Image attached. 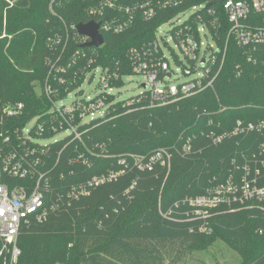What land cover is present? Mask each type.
I'll return each instance as SVG.
<instances>
[{
    "label": "trees",
    "instance_id": "1",
    "mask_svg": "<svg viewBox=\"0 0 264 264\" xmlns=\"http://www.w3.org/2000/svg\"><path fill=\"white\" fill-rule=\"evenodd\" d=\"M51 1L0 0V32L7 12L6 32L13 36L0 41V100L4 104L23 102L26 118L50 109L38 88L48 78L47 42L61 31L60 16L77 26L91 21L85 12L87 0H62L55 6L59 17L52 14ZM120 1L132 5L143 0ZM206 1L211 0H190L188 5ZM213 8L219 19V44L226 49L214 89L163 108H148L145 102L122 107L131 98L115 103V97L109 96L110 115L107 120L94 121L89 134L93 144L104 145V154L94 148L90 165L69 164L68 159L82 149L66 148L60 163L53 164V174L55 183L64 189L119 171L123 167L119 161L127 159L125 174L44 223L32 220L22 228L18 264H165L187 251L206 249L217 239L239 253L241 264H264V202L236 211L227 206L211 210L210 234L199 230L206 221L195 219L191 209L181 204L186 198L206 194L212 184L224 182L233 173L240 176L246 164L260 168L264 182V132L226 137L218 145L210 137L212 132H232L239 121H264V45L240 47L228 38L231 24L223 6ZM174 15L176 11L165 12L150 21L136 15L123 33H104L95 66L119 67L122 76H131L129 49L155 39L157 28ZM250 18L247 23L263 25V15L251 13ZM28 27L25 35L18 34ZM113 85L120 89L124 83ZM188 139L192 151L180 156L177 150ZM62 147V143L53 146L54 160ZM160 149L172 155L171 166L157 163L151 171L142 170L131 158H147ZM8 262L5 252L0 264Z\"/></svg>",
    "mask_w": 264,
    "mask_h": 264
},
{
    "label": "built area",
    "instance_id": "2",
    "mask_svg": "<svg viewBox=\"0 0 264 264\" xmlns=\"http://www.w3.org/2000/svg\"><path fill=\"white\" fill-rule=\"evenodd\" d=\"M87 1L89 6L85 12L91 21L99 24L102 37L104 33H123L133 24L136 15L150 21L165 12L176 11V15L157 28L155 39L127 52L132 66L131 76L141 75L146 82L142 84V93L124 102L122 107L142 102L148 108L173 107L214 89L226 53L219 44V19L213 8L218 4L223 6L231 24L228 38H234L242 48L264 45V0H222L212 6L209 4L215 0L191 6L188 5L190 0H143L132 5H125L120 0ZM61 2L51 1L50 10L55 16V6L59 7ZM9 4L13 5L12 2ZM251 13L263 15L262 26L247 23ZM60 21L61 31L47 42L48 78L41 88L42 95L51 104L50 109L26 118L23 102L4 104L0 100V257L8 252L7 264H18L21 256L19 234L32 220L44 223L52 214L68 210L74 202L90 197L94 189L117 180L127 170V159H121L119 164L123 167L119 171H110L64 189L55 183L52 166L60 163V156L66 148L82 149L80 154L68 159L69 164L90 165L96 155L94 148L104 154V145L93 144L89 134L94 121L107 120L110 115L109 96L115 97V103L125 101L112 92L119 90L113 85L115 82H123L128 77L122 76L119 67L95 66L97 50L105 42L99 48L89 47L87 44L91 38L80 34L77 25L68 24L61 16ZM164 24L170 25L165 32L160 31ZM96 78L100 90L93 96L86 88ZM251 132L263 133L264 121H239L232 132L223 135L212 132L210 137L218 145L226 137L246 136ZM59 134H65V137L45 143ZM58 143L63 147L54 160L52 149ZM191 151V139L177 150L180 156H187ZM131 158L142 170L151 171L157 163L172 165V155L164 149L147 158ZM261 164L264 167L263 161ZM242 170L238 177L233 173L224 182L212 184L206 194L181 202L191 209L195 219L206 221L200 232H211L207 221L211 210L227 206L236 211L264 202L261 169L246 164Z\"/></svg>",
    "mask_w": 264,
    "mask_h": 264
},
{
    "label": "rangeland",
    "instance_id": "3",
    "mask_svg": "<svg viewBox=\"0 0 264 264\" xmlns=\"http://www.w3.org/2000/svg\"><path fill=\"white\" fill-rule=\"evenodd\" d=\"M8 23L7 12L3 15V31L0 32V41L4 39L12 40L13 36L8 35L6 32V26ZM170 28L169 24H164L160 31H167ZM29 30V27L18 34L25 35ZM1 31V30H0ZM33 51V48H31ZM146 82V79L141 75H133L125 77L123 79L124 85L119 90H114L112 93L119 96L120 100H128L134 98L142 93L144 88L142 84ZM98 79L96 78L86 91L91 95H97L99 93ZM37 91V90H36ZM41 92V88H38ZM65 137V134H59L54 136L45 143H52L61 140ZM211 233V232H210ZM209 233V234H210ZM242 257L239 253L230 248L226 243L220 239H217L211 246L200 251L186 252L184 255H180L177 261L168 260L165 264H241Z\"/></svg>",
    "mask_w": 264,
    "mask_h": 264
},
{
    "label": "water",
    "instance_id": "4",
    "mask_svg": "<svg viewBox=\"0 0 264 264\" xmlns=\"http://www.w3.org/2000/svg\"><path fill=\"white\" fill-rule=\"evenodd\" d=\"M222 1V0H215L209 4V6H212L216 4L217 2ZM78 31L82 35H86L91 38V41L87 44V46H95V47H100L104 43V39L99 33V24L91 21L87 24H80L78 25Z\"/></svg>",
    "mask_w": 264,
    "mask_h": 264
}]
</instances>
